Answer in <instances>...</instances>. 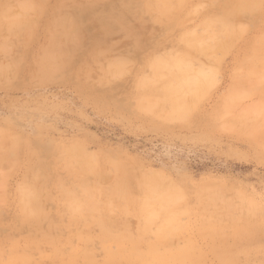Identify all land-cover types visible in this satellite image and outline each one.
Returning <instances> with one entry per match:
<instances>
[{"label":"rangeland","instance_id":"obj_1","mask_svg":"<svg viewBox=\"0 0 264 264\" xmlns=\"http://www.w3.org/2000/svg\"><path fill=\"white\" fill-rule=\"evenodd\" d=\"M4 2L16 9L17 13L12 12L23 22L24 31L0 29V135L4 145L0 142V264H66L74 250H87L94 262H105L107 243L101 228L85 218L75 219L65 209L59 188L77 183L76 189L82 188L77 194L84 197L83 187H113L120 174L127 176L125 188L137 198L142 196L144 178L160 182L166 192L184 193L182 202H187L191 213L177 218L179 225L183 223L188 229L175 232L172 247L180 248L190 239L196 248L193 255L201 264H264V99L257 93L263 89L259 81H264V73L258 77L260 64L254 82L245 78L242 82L246 84L240 82L244 96L230 99L235 77L253 63L248 47L261 37L264 21L252 25L249 17L237 19L236 30L246 31L241 38L236 32L228 37L224 51L213 47L218 28L202 26L214 11L209 0H189L182 12L186 19L183 17L176 27L153 10H146L143 0H0V5ZM262 8L264 13V4ZM59 18L76 25V39L61 35L58 24L53 27ZM189 32L202 36L200 44H211L210 52L202 56L183 43L182 35ZM56 33L62 43V55L57 57L61 68L52 75L46 72L47 76L41 61ZM218 39L222 41L220 36ZM171 58L188 59L190 76L202 75L204 79L199 91L197 82L181 79L173 83L175 86H167L179 88L180 94L176 90L178 95H174L178 102L192 98L185 114L180 112L181 106L177 112L152 106L153 99H162L166 89L165 80H155L153 65ZM120 63L122 70L109 74L107 68L116 70ZM144 79L154 87L144 86ZM153 89L162 92L155 95ZM71 150L79 151L74 154ZM83 152L87 156L83 160H92V168H85V162L84 169L75 167L74 160L79 162ZM88 169L95 170L91 171L93 176ZM36 186L41 190L37 205L43 210L39 222L27 219L20 208L22 189ZM201 201L215 205L204 212ZM106 213L112 216L117 235L138 236L142 217L119 210ZM207 220L211 223L206 224ZM152 225L145 232L147 236L136 241L143 250L160 233L155 235L161 221ZM108 248L113 253L120 250L114 240ZM73 264L88 261L85 255L78 256ZM115 264L141 263L119 260Z\"/></svg>","mask_w":264,"mask_h":264},{"label":"bare ground","instance_id":"obj_2","mask_svg":"<svg viewBox=\"0 0 264 264\" xmlns=\"http://www.w3.org/2000/svg\"><path fill=\"white\" fill-rule=\"evenodd\" d=\"M36 1L40 2L41 0H32V2H36ZM144 1H145L144 5H146V10H153L156 14H158L160 16L159 18H163L164 17L166 19V22H168L171 27L180 26L179 21H181L183 19V17H184L182 12L183 11L185 12L186 8L189 5V0H156L157 1V2L155 1L156 3L151 2L153 0H143V2ZM209 1L211 2V6H212L211 8L214 11L206 16L205 21L202 24V26L205 25L207 28H209V27L218 28L219 32H216L217 34H216V37H215L217 42L216 41H215V43L213 42L214 43L213 47H214V49L216 48V50L217 49L218 50H223L224 49V51H225L226 47L228 49V44L229 43L226 40H230V39H228V37H231V36L234 37L233 34H235V32H236L235 36L236 37L238 36V38H241V37H239V36H241L240 34L244 33L246 31V29L245 28H240V29L236 30L237 29L236 28L237 25H235V24L238 23L237 19H239L240 17H243V16L249 17L250 19H252L254 21V22H252V25H254V23H257V22L259 23V21H262V22L264 21V13L262 12V9H263L262 7H263V4H264L263 0H209ZM23 3H25V1ZM23 7L26 8L27 5H23ZM32 7H34V6H32ZM13 10L16 11V9H13ZM13 10L10 9V6H9L8 3L4 2V3H2L0 5V29L4 30V29H10L11 28V29H13V31L15 33H16V30L17 31L19 30L20 32L19 31L18 32L22 34L23 31H24V28H23V25H22L23 22L21 20L18 21L19 19H17V20L15 19L16 16L13 14V12H12ZM31 11H34V10L32 9ZM34 12H32V13H34ZM16 13H17V11H16ZM28 13L29 12H27V14ZM13 17H14V19H13ZM184 18L186 19V17H184ZM57 20H59V21L58 22L54 21V22H56L55 24L53 22V27H54V25L57 26V24H58L59 27H61V29H62L61 32H60L61 35H64L66 38L69 37V38H71L73 40L78 37L77 36L78 33H77L76 29H75L76 25L74 26V23L72 25V23H70V21H68V19H66V18H61V19L59 18ZM23 21H24V19H23ZM27 22L30 25L33 24V23H31V21L28 18H27ZM29 28H30V26H29ZM31 28H32V26H31ZM77 29H79V28H77ZM213 30L215 31V29H213ZM208 32H210V31H208ZM15 33H13V35ZM192 33L193 32H189V33H185V34L182 35L183 43L187 44L190 48L195 49L196 51L195 50L194 51L196 53L200 52L201 55L202 54H207V52H210L209 50H211V49L209 47H210L211 44L208 45L209 47H207V45H205V42H203V44H200L199 43L200 35L198 34L199 35V37H198L197 35H193ZM25 34H26V30H25ZM57 34L58 33L54 34L55 36L51 38V39H53V42H51V40H50L51 46H49V48L43 52L44 57H43V59L41 61V65H42V67H45L44 68V71H45L44 73L46 75H47V73H49V75L51 73L55 74L61 68L59 63H58L57 57L59 55H62L61 54V52H62L61 44L62 43L60 42L59 35H57ZM237 34H239V35H237ZM260 35H261V37H259L255 41L252 40L253 42L248 47L250 49L248 51L251 52V56H252L251 58L253 59V63L251 65L248 64L247 68L243 69V70H245V73H243L244 71L242 70L243 66L241 67V70L243 72L241 71L242 73L240 72L235 77V83L233 85L234 96H231L230 99H241L242 96H244V95H242V94H244V91H243L244 85H242L243 86L242 87L241 83H244L242 81H244L245 79H246V82H248L247 80L251 81L252 78L255 80L256 77H253V76L255 75V73L259 72V71L256 72L257 68L259 69L261 67V69H260L261 71L259 72L260 76H258V75L257 76L262 78V74L264 73V30L261 31ZM219 36L221 37L222 41H220L218 39ZM205 37H207V36L205 35ZM205 37H204V39H205ZM200 39H202V36H201ZM234 40H235V38H233V41ZM74 42H76V41H74ZM65 43H66V41H65ZM230 43H233V42H230ZM68 46H70V45H68ZM185 47H186V45H185ZM188 51L189 50H187V52ZM212 57H213V55H212ZM191 60H193V59H191ZM258 64H260L261 66L257 67ZM124 65H123V67H124ZM118 66H119L118 69L113 70V71L109 70L110 68H107V70L109 71V74H110V72L111 73L114 72V73L117 74V72L121 71L122 70V63H120V65H118ZM42 67H40V68H42ZM109 67H111V66H109ZM244 67H246V62H245ZM115 68H117V67H115ZM153 68H155V71L157 72L155 80H157V81L163 80V82L165 80L164 83L166 84V86H164V87H166V89L164 90L163 89L164 87L162 88L163 89L162 91H164V93L161 90L160 91L159 90L156 91L155 89H153V91L155 90V92H154L155 95H157V94L162 92L163 97H162V99H153V100H155V102L153 100H152L153 102L151 101L152 102V106L157 104V105L163 106V107H165V108H167V109H169V110H171L173 112H177L176 108H179L181 106V111H180L181 113L185 114V112H189L188 111L189 110V105L192 104V103H190L191 101L190 102H188V101L191 100L192 98L188 99V101H184V102L183 101H179L178 102L177 101L178 98H177V100H175L174 95H175V91L177 90V92H178L179 88H177L175 90V89L171 88L172 87L171 84H173V83L175 84V82L176 81L178 82L179 79L184 81V83L185 82L186 83H196L197 82L198 83V85H197L198 88L197 87L196 88L199 91L200 90L199 88H201V87H199V85L201 83L200 81L201 80L204 81V79H202V77H201L202 75L201 76H196L195 75L196 77H194V78H192V76H190V73H191V62L188 59H173V58H171L169 60L159 61V63H155L153 65ZM48 71H50V72H48ZM200 71H202V69L199 70V72ZM49 75H47V76H49ZM110 76H112V75H110ZM164 76H166V77L164 78ZM243 78H245V79L242 80ZM145 80H147V79H144L143 81H145ZM246 82L244 84H246ZM252 82H254V81L252 80ZM252 82H251V84H252ZM263 82H264L263 80L259 81V83L263 84L262 85L263 89H261L260 92H257L255 90L259 94V99H264V83ZM149 83H150L149 81H145L144 82V86L148 85V87H151V88L154 87V85L150 86ZM169 85H171V87H167ZM187 86H189V85H187ZM246 87H248V83H247V85H245V88ZM259 87H261V86H259ZM186 88L187 89H191L192 87L191 88L186 87ZM256 89H257V87H256ZM258 89H260V88H258ZM252 90L253 89H250L249 92H251ZM178 94H180V93L178 92ZM178 94H176V95H178ZM200 94H201V91H200ZM189 95H191V94H189ZM186 96H187V93H186ZM186 96L184 98H186ZM196 97L199 98V96H196ZM196 97H194L193 99H195ZM184 98H182V100ZM197 99H195V100H197ZM143 100H146V99H143ZM148 100L149 99H147V101ZM194 102L196 103L197 101H194ZM194 102H193V104H194ZM262 109H260V110H262ZM240 119L244 120L243 117H240ZM4 132H6V131H4ZM7 135L8 134H6V136ZM3 136L6 137L5 135H3ZM0 137H1L0 138V142L2 144V141H1L2 133H1ZM10 138H11V136H10ZM3 140L6 141V138H4ZM8 141L10 142V139ZM6 144H9V143H6ZM19 144H20V142H19ZM10 145H11V143H10ZM11 146H14V144H12ZM17 146H19L18 143H17ZM3 147H4V145H3ZM29 149L35 151V149L30 148V146H29ZM5 150H6V148H5ZM38 151H36V152L38 153ZM74 151H72V152H74ZM78 151L79 150H76L74 154H76V152H78ZM82 151H84V150L82 149L81 152ZM67 152L68 151H66V153ZM84 153L85 152H83L82 154L84 155ZM69 154H71V152ZM85 155H86V153H85ZM85 155L82 158L80 157L81 155L80 156L78 155L79 157L76 156V157L80 158L83 161V164L82 163L79 164V162H81V160L77 159V160H80V161L79 162H75L76 160H74V165L76 164L79 167H83V169H84V167H85L84 162H85L88 165L85 168H87V167L92 168V163H93V162L91 163L92 160L91 161L90 160H83V158L87 159V156H85ZM70 157H73V153H72V156H70ZM89 158H91V157H89ZM71 160H69V161H71ZM94 160H97V159H94ZM105 160H106V158H105ZM81 164L84 165V166H82ZM66 165H68V164H66ZM76 165H75V167H77ZM98 165H99V162H98ZM98 167H96V169ZM116 167L119 168V166H116ZM116 167H115V169H116ZM74 169H76V171L78 170L77 168H74ZM83 169H81L82 172H83ZM92 170L93 169H91L89 171L91 172ZM71 171L72 170H70V172ZM94 171L95 170H93V173H94ZM86 172H88V171L86 170ZM78 173H80V172H78ZM95 174H96V172H95ZM100 174H101V172H100ZM91 175H92V172H91ZM78 176L79 175H77V177ZM83 176L85 177V175H83ZM125 177H127V176H125ZM125 177H124V174H120L116 178L117 179L116 185L113 186V187L111 186V187L104 188V189H101V188H103V186L101 188H99L98 186H92V187L89 188V186H90L89 185L87 189L85 187H83V190H85L84 191L85 192L84 193L85 194L84 197H82V196L80 197L79 193L77 194V192H82L80 190L82 188L79 189L80 191L78 189H76L77 188L75 186L77 184L76 182H75L76 184H72L73 186L66 187L67 184H66V186H64L65 184H63L59 188V191H60L61 196H62V201L65 202V206H64L65 209H67V211L70 212L75 219H78V220L80 219L81 220V217H82V218H85L84 221L90 220L91 223L92 222L93 223H97L99 225V227L101 228L102 232H103L102 233L103 234V241L105 243H107V248H106V250H107L106 251L107 252V260L105 262H103V263H96L97 261L94 262L92 260L93 259L92 255L88 254V253H91V252H87V250H85V251H83V250H74V252L69 254L68 262L66 264H73V261L78 256H84V255H85L86 260L88 261V264H115L119 260H128V261L137 260L141 264H201L200 263L201 261L199 260V258L196 259L197 257L195 258L194 255H193V253L195 254L196 248L194 250V245L192 244L190 239L187 240L188 243H185L187 246L185 244H183L182 246H184V247L181 246L182 248L181 247L180 248H174V247H172L173 245H171L172 241L176 238V235H175L176 231H178V232L181 231L183 233V232H186L187 229H188V227H186L187 225H185L183 223H181V225H179V221H178V218H177L180 214L191 213V209L188 206L187 202H182V198H184V196H183L184 193L182 194L180 191H174V190L172 191V193L166 192L165 191L166 189L164 190V189L161 188L162 185L159 184L160 182H158V181H156L154 179L144 178L145 180H144V182L142 181L143 184L140 186V190H141L142 196L137 198V197H134L132 194L129 193L131 190L128 192V190L125 188V183H124L125 182V180H124ZM80 178H82V176ZM95 178H96V180H98L97 176ZM128 179H129V177H128ZM81 181L83 182V180H81ZM139 181H137V182H139ZM163 182H161V183H163ZM40 183H42V182H40ZM59 183H60V181H59ZM60 184H62V183H60ZM58 186H59V184H58ZM37 187L38 186H36L35 188H30L27 191H23V189L21 188L22 191L20 193L21 194V196H20V198H21V200H20L21 207L20 208L22 210V213L25 215V217L27 219L34 218V220L39 222L40 219L42 218V212H41L42 209L40 210V208L37 205L38 192H39V189H36ZM129 187H130V185H129ZM27 188H28V186H27ZM163 188H164V186H163ZM137 190H139L138 187H137V189L135 191H137ZM135 191L132 190V192H135ZM40 192H41V190H40ZM216 196H217V194H216ZM216 196H214V197H216ZM39 197L41 198V196H39ZM38 200L40 201V199H38ZM183 200H185V199H183ZM212 203H210V202L203 203L202 202L201 203V209L204 212L209 210V209H211L213 207V204H214V203L213 204ZM39 204H40V202H39ZM116 210H119L122 214L123 213H128L129 214V212H131V213L133 212V213H136L137 215H139L140 217L143 218L142 219V226L140 225V228H139L140 231H139L138 236L136 238H131L130 235H127V233H125V236H119V235H117V233L114 232V221L111 218L112 216L109 217L107 215L108 213H106V212H110V211L116 212ZM213 210H215V209H213ZM156 220L161 221L160 229H158L157 232H155L156 230L155 231H151V232H155V235H156L157 233H159L158 231L160 230V233L157 235V237H155L156 240L153 243L152 242L150 244L147 243L149 245L148 246L146 245L145 250H143L142 247H141V243L136 242V241H138L140 238L143 239L145 236H147L146 233H145L146 230L148 228H150V226L153 223H155ZM88 222H86V223H88ZM208 223H211V221L208 222V220H207L206 224H208ZM151 229H153V225H152ZM143 233H145L144 236H143ZM149 233H147V234H149ZM182 233H180V234H182ZM83 234H84V232H83ZM86 234H84V235H86ZM120 235H123V234H120ZM82 236H80V238ZM83 238H84V236H83ZM113 240L117 241V243L119 245L120 250H118L119 251L118 253H113L108 248L109 243L111 241H113ZM48 242L52 243L51 240L48 241ZM126 243H130V246H127L128 244L126 245ZM193 250H194V252H192ZM17 258H19V256H17ZM66 258H67V256H66ZM19 259L21 261V258H19ZM24 259L26 260V256H24ZM6 260H9V259H6ZM27 260H29V259H27ZM15 261H16V256L14 257V259H12L13 263ZM5 264H7V263H5Z\"/></svg>","mask_w":264,"mask_h":264}]
</instances>
